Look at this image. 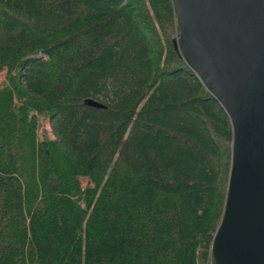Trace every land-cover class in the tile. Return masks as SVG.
<instances>
[{"label": "trees", "instance_id": "1", "mask_svg": "<svg viewBox=\"0 0 264 264\" xmlns=\"http://www.w3.org/2000/svg\"><path fill=\"white\" fill-rule=\"evenodd\" d=\"M176 37L170 0H0V264H213L231 125Z\"/></svg>", "mask_w": 264, "mask_h": 264}, {"label": "water", "instance_id": "2", "mask_svg": "<svg viewBox=\"0 0 264 264\" xmlns=\"http://www.w3.org/2000/svg\"><path fill=\"white\" fill-rule=\"evenodd\" d=\"M170 1L174 47L231 125L226 196L210 246L213 264H264V0Z\"/></svg>", "mask_w": 264, "mask_h": 264}, {"label": "rangeland", "instance_id": "3", "mask_svg": "<svg viewBox=\"0 0 264 264\" xmlns=\"http://www.w3.org/2000/svg\"><path fill=\"white\" fill-rule=\"evenodd\" d=\"M5 70H0V87L2 86V84L5 83ZM38 135L39 138H42L44 136H49L51 137L52 134L50 132V124L47 118L43 117V116H39L38 117ZM53 137V136H52ZM89 182L86 178H81V185L85 186L87 185Z\"/></svg>", "mask_w": 264, "mask_h": 264}]
</instances>
